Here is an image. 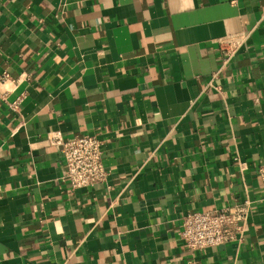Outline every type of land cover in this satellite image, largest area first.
<instances>
[{
	"label": "crops",
	"instance_id": "0c3cea01",
	"mask_svg": "<svg viewBox=\"0 0 264 264\" xmlns=\"http://www.w3.org/2000/svg\"><path fill=\"white\" fill-rule=\"evenodd\" d=\"M5 71L0 264H264V0H0ZM93 133L109 178L72 188ZM242 204L241 241L186 246L182 215Z\"/></svg>",
	"mask_w": 264,
	"mask_h": 264
},
{
	"label": "built area",
	"instance_id": "2783aa9c",
	"mask_svg": "<svg viewBox=\"0 0 264 264\" xmlns=\"http://www.w3.org/2000/svg\"><path fill=\"white\" fill-rule=\"evenodd\" d=\"M219 46L227 52L238 50L241 40L225 38ZM10 79L8 72L0 73V84ZM18 104L15 105L17 109ZM66 169L65 180L72 188L88 189L109 178L105 157V139L101 133L83 134L61 141ZM264 185V164L257 170ZM250 214L248 204L228 206L215 211H190L181 216L180 235L191 250L239 242L245 235Z\"/></svg>",
	"mask_w": 264,
	"mask_h": 264
}]
</instances>
